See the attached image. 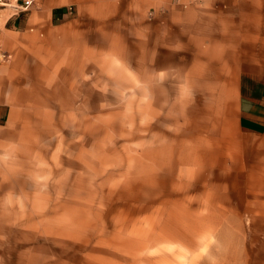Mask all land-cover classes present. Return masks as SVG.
Returning a JSON list of instances; mask_svg holds the SVG:
<instances>
[{
    "label": "rangeland",
    "instance_id": "1",
    "mask_svg": "<svg viewBox=\"0 0 264 264\" xmlns=\"http://www.w3.org/2000/svg\"><path fill=\"white\" fill-rule=\"evenodd\" d=\"M113 27L90 69L50 62L28 88L33 127L0 148V264H264V181L231 175L216 139L228 97L170 80L133 102L129 24ZM36 50L0 64L39 74Z\"/></svg>",
    "mask_w": 264,
    "mask_h": 264
},
{
    "label": "crops",
    "instance_id": "2",
    "mask_svg": "<svg viewBox=\"0 0 264 264\" xmlns=\"http://www.w3.org/2000/svg\"><path fill=\"white\" fill-rule=\"evenodd\" d=\"M1 15L0 50L15 57L37 49L50 61L39 62V74L23 57L0 64V148L33 127L39 107L28 88L48 78L50 62L88 70L91 47L93 55L104 49L91 40L117 37L107 24L128 23L131 100L150 102L152 88L170 80L214 88L211 101L227 96L231 108L232 126L216 128L230 174L264 181V0H40L25 12L0 7Z\"/></svg>",
    "mask_w": 264,
    "mask_h": 264
},
{
    "label": "built area",
    "instance_id": "3",
    "mask_svg": "<svg viewBox=\"0 0 264 264\" xmlns=\"http://www.w3.org/2000/svg\"><path fill=\"white\" fill-rule=\"evenodd\" d=\"M39 2L40 0H0V5L3 7H10L16 12H25ZM8 57V54L0 50V60H5Z\"/></svg>",
    "mask_w": 264,
    "mask_h": 264
}]
</instances>
